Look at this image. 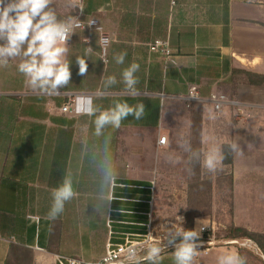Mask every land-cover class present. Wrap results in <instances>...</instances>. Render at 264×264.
Returning <instances> with one entry per match:
<instances>
[{
	"label": "crops",
	"instance_id": "1",
	"mask_svg": "<svg viewBox=\"0 0 264 264\" xmlns=\"http://www.w3.org/2000/svg\"><path fill=\"white\" fill-rule=\"evenodd\" d=\"M59 1L57 12L68 13L64 0ZM84 5L81 20L95 19L109 35L106 62L99 33L85 27L76 28L69 41L72 77L60 96L33 94L16 70L18 61L0 68V264H56L58 255L98 260L108 239V210H115L114 231H137L117 222L143 220L150 198L144 187L156 168L167 165L171 151L181 169L177 181L184 201L186 185L202 180L205 168L196 164L195 174H189L193 165L178 145L180 138L202 153L228 142L240 144L243 154H232V164L225 166L232 182L230 221L264 237V87L234 85L231 77L233 69L264 75V0H84ZM157 39L168 43L170 56L150 51ZM121 51L127 56L124 64H117L113 56ZM77 56L87 59L86 76L78 75ZM133 61L140 65L137 88L146 96L123 95L119 82L109 96L94 99L105 109L115 101L146 106L142 119L129 116L118 130H106L113 134L108 157L115 183L129 187L102 190L97 165L104 155L103 137L93 134L94 118L60 108L67 95L94 96L107 76L121 81L123 69ZM192 87L200 100H187ZM214 94L236 102L242 114L227 104L216 111L208 102ZM159 137H166L165 145L157 144ZM154 153L163 162L160 167ZM69 173L78 195L55 221L48 220L51 190ZM108 195L116 197L110 205L101 198ZM226 252L238 250L214 246L197 256L195 264H217ZM145 255L139 264H147ZM162 257L161 264H174L172 252Z\"/></svg>",
	"mask_w": 264,
	"mask_h": 264
},
{
	"label": "clouds",
	"instance_id": "2",
	"mask_svg": "<svg viewBox=\"0 0 264 264\" xmlns=\"http://www.w3.org/2000/svg\"><path fill=\"white\" fill-rule=\"evenodd\" d=\"M54 4L55 0H0V68H7L11 61H18L16 70L24 77L26 87L39 96H60L61 89H66L71 83L69 41L82 22L71 13L78 9L80 14H83L85 10L83 0H64V7L69 10V14L61 17ZM95 23V19H88L83 27L85 28L86 25L92 27ZM96 31L98 32L99 28ZM85 43L87 44L86 39ZM87 51L90 53L92 48L88 47ZM126 56L127 52L121 51L114 54L113 59L117 64H124ZM76 64L78 75L86 76L87 59L77 56ZM139 70L140 65L133 61L123 69L121 81H118L115 75L107 76L103 80V88L97 90L94 96L76 97L75 111L93 117V134L98 138L103 137L104 155L97 165L101 172L102 190L105 187L113 189L116 187V173L108 157L113 134L110 131L106 134V130L109 128L113 131L118 130L129 116L135 120L142 119L146 106L143 102L132 105L127 101H115L112 106L105 109L95 104L94 99L109 96L110 90L119 82L124 85L123 95L131 98L146 96V93H142L137 88L139 80L136 73ZM178 145L189 154L188 163L193 165L187 169L190 175L195 174L196 164H201L209 172H216L226 158L222 145L207 153L194 150L190 141L184 138L178 140ZM227 146L229 154H243L238 142H228ZM169 160L176 162L172 157H169ZM77 195L72 175L66 174L61 184L51 190L52 202L47 212V219L55 221L64 212L66 203ZM101 198L106 199L110 205L116 197L108 195ZM177 221L178 223L167 228L164 247L152 244L147 248L144 256L147 264H161L165 247L174 249L172 252L174 264H195V258L200 254L199 249L204 243L201 234L207 225L203 220L197 219L196 228L185 229L182 226L184 218L177 216ZM148 235L151 236V232ZM127 257L132 264H139L135 248L127 249ZM217 264H247V257L239 253L226 252L218 257Z\"/></svg>",
	"mask_w": 264,
	"mask_h": 264
},
{
	"label": "built area",
	"instance_id": "3",
	"mask_svg": "<svg viewBox=\"0 0 264 264\" xmlns=\"http://www.w3.org/2000/svg\"><path fill=\"white\" fill-rule=\"evenodd\" d=\"M84 3V0H83ZM76 16L79 18L80 21L83 14H80L79 10H75ZM86 24L83 21L81 22V26L78 27L79 29H83V25ZM85 27H88L87 25ZM96 30L99 28V42L101 47V55L104 57L105 50L107 46L109 45L110 38L107 32L102 30L101 27L97 26L96 23L90 27ZM106 41V43H105ZM150 51L153 53H159L163 56H170V50L168 47V43L163 40H154L150 44ZM76 97L78 95H67V101L61 106L60 111L67 114H74L77 115L75 111V102ZM188 101H197L200 100V93L198 89L195 87H192L189 90ZM208 102H210L214 109L216 111H219L222 105L227 104L232 107H236L238 109L239 115L242 114V111L240 110L238 104L234 101L227 100L223 95L220 94H214L211 95L208 99ZM158 145H165L166 144V137H159L157 141ZM120 183H116V187H120ZM125 185V184H123ZM155 181L151 180L149 182V185L147 187H144L145 190L149 192L150 198L148 201H146V204L148 205V208L145 212H142V215L144 216L143 220L141 222L136 223H128V222H117L118 224H125V225H131L137 227V231H131V232H123V231H114L112 229V223L114 222L111 219V215L115 210L109 209L107 214V221H106V227L108 229V239L105 244L104 254L101 258H99L96 261H84L81 259L66 257L62 255H58L55 257V263L56 264H132L131 261H129L127 257V249L129 247H133L136 249L137 252V261L140 259L141 256L146 254L147 248L152 244H159L160 246L164 247L166 243V235L161 231H157V228L153 224V207H154V195H155ZM126 187H129L126 185ZM125 188V187H122ZM122 200V199H120ZM137 202V200H134ZM120 212V211H117ZM143 225V226H141ZM207 227L201 234V239L204 242L203 246L199 249L200 254L199 255H206L208 251L214 247V246H225V243L223 242H217L214 238L215 233V224H206ZM197 227L195 222V228ZM151 232V236L148 235V233ZM204 236L208 237V239H204ZM231 245H238L241 248H245L250 250L255 255H259L262 260L264 261V257L259 254L254 244L251 242H242L239 244H233ZM172 247H165V250L163 253H166L169 251ZM162 253V254H163ZM168 253V252H167ZM198 255V256H199Z\"/></svg>",
	"mask_w": 264,
	"mask_h": 264
},
{
	"label": "trees",
	"instance_id": "4",
	"mask_svg": "<svg viewBox=\"0 0 264 264\" xmlns=\"http://www.w3.org/2000/svg\"><path fill=\"white\" fill-rule=\"evenodd\" d=\"M55 6V4H54ZM56 7V6H55ZM59 14V13H58ZM66 14H59L61 17L68 15ZM75 16V11L71 13ZM231 77L232 80H234V85L238 82L243 83L248 86H257V87H264V75L254 74L252 72L242 70V69H233L231 71ZM222 150L225 152L226 158L222 163L221 168H219L218 171H216L217 179L214 180V183H212L211 174L212 172H209L207 170H204L207 172V180L205 181L204 178L200 180L197 183H189L187 185V195H186V210L183 212L184 217V225L183 227L185 229H193L194 220L195 219H204V217H209L211 214V204L207 206L206 208L201 206V202L203 200H211V197L209 196L214 190H219V184L222 183L221 190L224 191V182H225V166L232 164V154H229L228 146L223 145ZM226 192H228L229 197V215L230 219L232 216V182L231 177L229 175H226ZM130 185H141L143 183L139 182H128ZM208 194L204 196V193ZM205 200V201H206ZM189 201V204L188 202ZM155 218V215H154ZM156 221V220H155ZM216 240L225 243V245H231V243L236 242L237 244L242 242H251L255 245L257 251L261 256L264 257V237L261 234L253 233L245 228L242 227H236L233 225L232 222L226 225V227L223 230H219L216 236ZM237 247L238 253L240 255L247 257V262L254 258L258 261V264H264V261L259 255H255L250 250L241 248L238 245H234ZM174 249L171 248L167 252H173ZM5 264H8L7 262ZM252 264V262H251Z\"/></svg>",
	"mask_w": 264,
	"mask_h": 264
},
{
	"label": "rangeland",
	"instance_id": "5",
	"mask_svg": "<svg viewBox=\"0 0 264 264\" xmlns=\"http://www.w3.org/2000/svg\"><path fill=\"white\" fill-rule=\"evenodd\" d=\"M55 3H63L62 1ZM179 154L177 153V156ZM167 165L165 167H160L163 162L159 161V153H154L155 164L160 168L155 169V174H152V179L155 181V195H154V213H153V224L157 228V231H162L165 235L167 232V228H170L172 224L178 223L177 216L183 217V212L186 210V202L185 200H181L182 196V188L179 184V175H180V167L176 166V163H173L169 160V157H172L173 160L176 161V153L171 151L167 154ZM205 170V169H204ZM201 170L202 179L207 180V172ZM226 172L227 168H225V182H224V191L221 190L222 183L219 184V190L212 192L209 196L211 200H203L201 202V206L206 208L208 204H211V214L209 217H204V224H215V233L214 238L216 240V236L218 231L223 230L230 221L229 215V195L226 192ZM217 174L214 172L211 174V178L216 180ZM151 179V180H152ZM178 180V181H177ZM187 186V185H186ZM207 195V192L204 193V196ZM189 204V201H187ZM155 215V218H154ZM184 218V217H183ZM156 220V221H155ZM194 220L193 229L195 228ZM184 225V222H183ZM182 225V226H183ZM204 239H208V237L204 236ZM220 242L216 240V243ZM252 264H258V261L254 258L251 259Z\"/></svg>",
	"mask_w": 264,
	"mask_h": 264
},
{
	"label": "water",
	"instance_id": "6",
	"mask_svg": "<svg viewBox=\"0 0 264 264\" xmlns=\"http://www.w3.org/2000/svg\"><path fill=\"white\" fill-rule=\"evenodd\" d=\"M233 244H236V242H233Z\"/></svg>",
	"mask_w": 264,
	"mask_h": 264
}]
</instances>
